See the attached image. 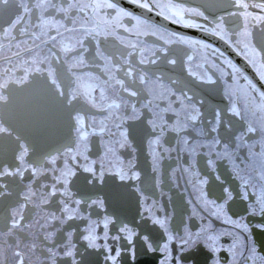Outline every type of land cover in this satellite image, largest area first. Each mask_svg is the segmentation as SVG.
I'll use <instances>...</instances> for the list:
<instances>
[{
    "label": "snow or ice",
    "instance_id": "1",
    "mask_svg": "<svg viewBox=\"0 0 264 264\" xmlns=\"http://www.w3.org/2000/svg\"><path fill=\"white\" fill-rule=\"evenodd\" d=\"M127 3L0 0V264H264V0Z\"/></svg>",
    "mask_w": 264,
    "mask_h": 264
},
{
    "label": "flooded vegetation",
    "instance_id": "2",
    "mask_svg": "<svg viewBox=\"0 0 264 264\" xmlns=\"http://www.w3.org/2000/svg\"><path fill=\"white\" fill-rule=\"evenodd\" d=\"M190 3L195 4L198 2V0H189ZM123 4L125 7H130L134 11H139L138 9H135L134 6H130L127 3V0H123ZM152 15H155L154 13ZM175 30L178 31H187L190 35L200 36L201 34L195 30V29H183L179 25H174ZM174 29V28H173ZM228 55L239 64L241 67L245 69V71L252 76L249 72L252 70L245 66V62L241 57L236 56L235 53L229 51ZM253 77V76H252ZM254 78V77H253ZM255 79V78H254ZM166 195L162 198L157 197L158 199H161L162 202H166L167 195L172 194L176 195V190L173 189L171 193H169V190L165 189ZM243 206H240V209H234V211H238V215H247L242 211ZM136 206L133 205L131 210H126L128 219L126 220L127 223H129V226L132 227L136 233L137 236L133 237L134 240V248H135V260L133 261V264H148V263H154V264H160V260L163 258L162 254L159 252V246L162 245L166 241V236L163 232V229H161L158 225H153L150 219H147L146 222L141 221L140 216L136 215ZM231 214V213H230ZM162 215V214H161ZM238 215H235L233 218H238ZM133 217L135 218L134 223L132 222ZM250 226H254L258 223H264V218H261L259 216H248L246 221ZM199 220H196L192 224V230H196V226L199 225ZM213 227L220 231L222 229H228L231 230L230 226L225 225L222 221L216 220L213 218L212 220ZM183 225L180 223V219L177 218L172 223L173 232L175 234L177 229L182 230ZM116 229L113 228L110 235H115ZM149 236L150 241L153 244V247L156 249L155 251H149L146 247V243L143 239L144 236ZM252 241L254 242L255 246L257 247L258 252L264 254V232L252 228ZM221 242L224 244L230 243V238L228 237H222ZM110 243H112L110 241ZM119 246H122L126 249L127 246V240L122 239L118 242ZM117 245H113V247H116ZM173 246L175 248L174 255L179 253V243L177 241H173ZM127 251H131L130 249H126ZM222 258L227 257L226 252H221ZM131 259L130 256H125L124 260L121 261V264H125V261ZM102 260V257H101ZM205 261H207V264H211V254L209 252V249L205 247L204 243L201 241L194 250H192L189 254L185 256V264H205Z\"/></svg>",
    "mask_w": 264,
    "mask_h": 264
},
{
    "label": "water",
    "instance_id": "3",
    "mask_svg": "<svg viewBox=\"0 0 264 264\" xmlns=\"http://www.w3.org/2000/svg\"><path fill=\"white\" fill-rule=\"evenodd\" d=\"M153 16H155V15H153ZM169 26L172 27V28H174V29H177V28H175L174 25H169ZM249 73L255 78L254 73L252 71L249 72ZM148 264H150V263H148ZM151 264H154V263H151Z\"/></svg>",
    "mask_w": 264,
    "mask_h": 264
}]
</instances>
